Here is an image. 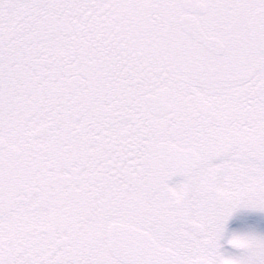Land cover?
<instances>
[{
  "label": "snow or ice",
  "instance_id": "snow-or-ice-1",
  "mask_svg": "<svg viewBox=\"0 0 264 264\" xmlns=\"http://www.w3.org/2000/svg\"><path fill=\"white\" fill-rule=\"evenodd\" d=\"M0 264H264V0H0Z\"/></svg>",
  "mask_w": 264,
  "mask_h": 264
}]
</instances>
